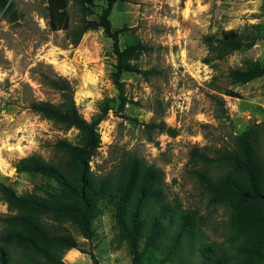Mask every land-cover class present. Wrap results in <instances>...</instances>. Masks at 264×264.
Instances as JSON below:
<instances>
[{
	"label": "rangeland",
	"instance_id": "1",
	"mask_svg": "<svg viewBox=\"0 0 264 264\" xmlns=\"http://www.w3.org/2000/svg\"><path fill=\"white\" fill-rule=\"evenodd\" d=\"M82 2H69L70 31L56 28L51 0H10V6L0 10V184L42 203L43 197L64 192L51 177L18 172L19 161L30 156L66 163L70 158L59 147L61 142L82 145L79 130L66 129L31 109L35 103H61L60 93L43 80L45 75H59L71 83L85 120L108 105L90 168L95 176L114 183L111 198L101 203L102 214L93 219L90 239L67 223L77 247L66 252L64 264H134L131 236L120 227V195H114L123 190L133 157L163 173L167 205L155 202L150 214L161 213L158 207L169 214L191 210L197 213L192 225L200 228L207 243L223 241L228 212L203 196L187 164L192 149L206 147L213 155L219 147H230L249 126L264 124V76L237 85L230 76L232 71L264 68V0L117 4L110 20L115 30H124L121 49L136 48L128 57L134 71L122 75L123 99L113 79L117 57L104 31H89L77 46L72 43V30L84 19L97 20L108 6V0ZM214 97L222 99L223 111ZM19 212L0 193V218ZM35 213L50 221L44 211ZM123 221L132 224L130 210ZM3 229L0 221V233ZM136 253L139 264L181 262L179 257L167 258L147 239L139 241ZM197 255H186L188 264H198Z\"/></svg>",
	"mask_w": 264,
	"mask_h": 264
},
{
	"label": "trees",
	"instance_id": "2",
	"mask_svg": "<svg viewBox=\"0 0 264 264\" xmlns=\"http://www.w3.org/2000/svg\"><path fill=\"white\" fill-rule=\"evenodd\" d=\"M94 4L102 0H82ZM127 0H108L107 8L97 20H86L72 30L73 45L89 31L102 29L112 40L113 53L118 64L113 75L120 98L123 99L122 75L133 72L128 57L135 47L122 50L120 36L124 30L113 28L110 16L114 7ZM70 0H51L57 29L70 31L68 7ZM10 0H0V10L10 6ZM10 8L8 9V11ZM233 84H248L264 76V68L250 72L232 71ZM44 82L60 93L59 105L35 103L31 109L44 118L62 124L66 129L76 128L82 145L72 147L59 143L68 156L65 163L46 162L37 156L24 158L18 163V172L35 171L55 179L64 192L43 197L42 202L25 195L19 197L11 188L0 184L3 200L18 215L0 218L4 229L0 233V264H64L67 251L77 247V241L69 232L67 223L76 227L86 239L93 233V219L102 214L101 203L111 198L108 192L113 187L104 177H97L90 162L100 148L99 125L109 112L108 105L91 121L78 112L71 83L59 75L44 76ZM234 96L233 93H225ZM219 110H224L222 99L214 97ZM164 127L163 130H166ZM170 135L174 130L168 128ZM207 148H194L190 152L187 171L197 181L203 196L213 206L227 210L226 235L221 242L207 243L200 228L193 226L195 212L184 209L178 213L153 211L154 203L167 205L163 191V173L137 157L131 160L119 197L120 227L131 236L134 264H139L137 248L141 239H147L155 249H163L167 258L179 257L180 264H188L186 255L198 253V264H264V124H253L235 137L230 147H219L213 155ZM99 201V203H98ZM39 209L49 215L43 220L35 211ZM132 215V224L123 221ZM127 212V213H126ZM177 214V215H176ZM176 215V216H175ZM170 219L171 223L170 224ZM203 241L201 242L200 240ZM194 264V263H192Z\"/></svg>",
	"mask_w": 264,
	"mask_h": 264
}]
</instances>
